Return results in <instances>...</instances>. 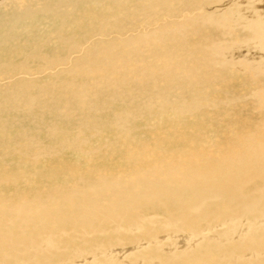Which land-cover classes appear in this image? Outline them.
<instances>
[{"label": "bare ground", "instance_id": "6f19581e", "mask_svg": "<svg viewBox=\"0 0 264 264\" xmlns=\"http://www.w3.org/2000/svg\"><path fill=\"white\" fill-rule=\"evenodd\" d=\"M0 264H264V0H0Z\"/></svg>", "mask_w": 264, "mask_h": 264}, {"label": "rangeland", "instance_id": "374dc122", "mask_svg": "<svg viewBox=\"0 0 264 264\" xmlns=\"http://www.w3.org/2000/svg\"><path fill=\"white\" fill-rule=\"evenodd\" d=\"M244 116L242 115L241 117H239V119L241 120V122H243V120H244ZM252 119V118H251ZM249 120V119H248ZM248 120H247V118H245V122H243L244 123V125H246L245 127H248L249 125H250V123H251V121L249 120V122H248ZM107 164H110V166H112V165H114V167H118L119 165L118 164H120V165H122V164H125L124 163V161H120L119 159H114L113 161H111V162H107ZM120 168V167H119Z\"/></svg>", "mask_w": 264, "mask_h": 264}]
</instances>
